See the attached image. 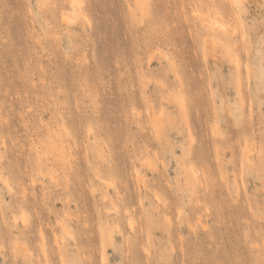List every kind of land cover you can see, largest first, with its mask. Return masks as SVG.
Returning <instances> with one entry per match:
<instances>
[{
  "label": "rangeland",
  "instance_id": "rangeland-1",
  "mask_svg": "<svg viewBox=\"0 0 264 264\" xmlns=\"http://www.w3.org/2000/svg\"><path fill=\"white\" fill-rule=\"evenodd\" d=\"M0 264H264V0H0Z\"/></svg>",
  "mask_w": 264,
  "mask_h": 264
},
{
  "label": "bare ground",
  "instance_id": "bare-ground-1",
  "mask_svg": "<svg viewBox=\"0 0 264 264\" xmlns=\"http://www.w3.org/2000/svg\"><path fill=\"white\" fill-rule=\"evenodd\" d=\"M239 1L242 2L243 0H242V1H241V0H234V2L236 3V5L239 4ZM240 4H241V3H240ZM239 7H240V5H239ZM71 22H72V21H71ZM214 23H215V22H214ZM23 220H24V219H23ZM102 260H103V259H102Z\"/></svg>",
  "mask_w": 264,
  "mask_h": 264
}]
</instances>
